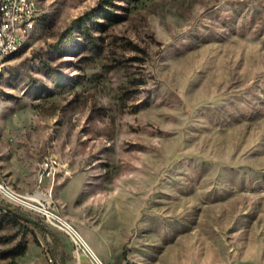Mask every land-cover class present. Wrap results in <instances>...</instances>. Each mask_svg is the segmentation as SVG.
<instances>
[{
	"label": "rangeland",
	"instance_id": "1",
	"mask_svg": "<svg viewBox=\"0 0 264 264\" xmlns=\"http://www.w3.org/2000/svg\"><path fill=\"white\" fill-rule=\"evenodd\" d=\"M32 1L0 180L32 193L68 162L53 206L106 264H264V0ZM29 246L49 250L0 205V264Z\"/></svg>",
	"mask_w": 264,
	"mask_h": 264
},
{
	"label": "built area",
	"instance_id": "2",
	"mask_svg": "<svg viewBox=\"0 0 264 264\" xmlns=\"http://www.w3.org/2000/svg\"><path fill=\"white\" fill-rule=\"evenodd\" d=\"M31 15V10L27 8V0H0V68H4L6 62L2 60V53L15 42L25 40V32L29 27L28 16ZM69 174L71 168L68 162L61 160L60 156L46 155L39 164L38 188L34 192L11 194L0 190V199L36 213L48 227L66 233L74 245L73 264H84V259L89 264H106L97 257L90 245L86 244L84 237L64 221V217L53 206L55 203L53 186L59 176Z\"/></svg>",
	"mask_w": 264,
	"mask_h": 264
},
{
	"label": "crops",
	"instance_id": "3",
	"mask_svg": "<svg viewBox=\"0 0 264 264\" xmlns=\"http://www.w3.org/2000/svg\"><path fill=\"white\" fill-rule=\"evenodd\" d=\"M55 233L56 238L62 242L59 247L54 245V240L50 235H43L47 239L49 250L45 252L41 249L31 250V246H29L25 255L11 259L10 262L13 260V264H73V247H71L62 234ZM96 247L98 246L96 245ZM52 252H54V255H52ZM10 262L8 264H10ZM84 264L89 263L84 259Z\"/></svg>",
	"mask_w": 264,
	"mask_h": 264
},
{
	"label": "trees",
	"instance_id": "4",
	"mask_svg": "<svg viewBox=\"0 0 264 264\" xmlns=\"http://www.w3.org/2000/svg\"><path fill=\"white\" fill-rule=\"evenodd\" d=\"M108 3H112V2H108ZM89 15H90V12L85 14V16H89ZM82 19H83L82 21L84 22V17ZM0 205L5 210H7L10 214L14 215L21 221L25 222L26 224L30 225L35 230H38L44 236L50 235L52 239L54 240V245L56 247H59L62 244L61 240L56 238V233L51 228H49L41 219L34 218L31 215L26 214L22 212L21 210L11 206L10 204H4L3 202L0 201ZM52 255H54V252H52ZM10 264H13V260L10 262Z\"/></svg>",
	"mask_w": 264,
	"mask_h": 264
},
{
	"label": "bare ground",
	"instance_id": "5",
	"mask_svg": "<svg viewBox=\"0 0 264 264\" xmlns=\"http://www.w3.org/2000/svg\"><path fill=\"white\" fill-rule=\"evenodd\" d=\"M27 8L31 10L32 12V15L31 16H28V28L25 32V40H21L19 42H15L14 45L10 46V48L8 50H6L4 53H2V60H6V58H8L9 56L13 55L24 43L25 41H27L28 37L30 36V34L32 33L33 31V27H34V20H33V13L35 11V3L32 1V0H27ZM7 185V184H6ZM5 185L4 182H2L0 180V190H3V191H7L11 194H16V193H19L17 192L16 190H13L10 186L7 187ZM9 188V189H8ZM64 221L69 224L70 226H72L76 231H78V233L84 237L81 232L79 230H77L70 222H68L65 218H64ZM84 241L86 242V244H89L88 241L85 239L84 237ZM90 245V244H89ZM91 247V246H90ZM92 248V247H91ZM93 249V248H92ZM95 252V251H94ZM96 253V252H95ZM97 255V253H96ZM97 257L99 258V256L97 255Z\"/></svg>",
	"mask_w": 264,
	"mask_h": 264
}]
</instances>
